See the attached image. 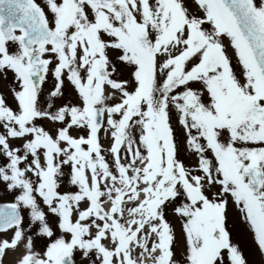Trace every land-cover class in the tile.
Returning a JSON list of instances; mask_svg holds the SVG:
<instances>
[{
    "label": "snow or ice",
    "instance_id": "snow-or-ice-1",
    "mask_svg": "<svg viewBox=\"0 0 264 264\" xmlns=\"http://www.w3.org/2000/svg\"><path fill=\"white\" fill-rule=\"evenodd\" d=\"M0 264H264V0H0Z\"/></svg>",
    "mask_w": 264,
    "mask_h": 264
}]
</instances>
